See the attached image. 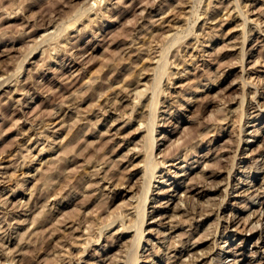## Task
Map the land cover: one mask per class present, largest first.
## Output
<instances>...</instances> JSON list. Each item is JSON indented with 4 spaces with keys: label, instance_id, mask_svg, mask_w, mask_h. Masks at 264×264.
Returning a JSON list of instances; mask_svg holds the SVG:
<instances>
[{
    "label": "rangeland",
    "instance_id": "obj_1",
    "mask_svg": "<svg viewBox=\"0 0 264 264\" xmlns=\"http://www.w3.org/2000/svg\"><path fill=\"white\" fill-rule=\"evenodd\" d=\"M260 211L264 0H0V264H264Z\"/></svg>",
    "mask_w": 264,
    "mask_h": 264
},
{
    "label": "bare ground",
    "instance_id": "obj_2",
    "mask_svg": "<svg viewBox=\"0 0 264 264\" xmlns=\"http://www.w3.org/2000/svg\"><path fill=\"white\" fill-rule=\"evenodd\" d=\"M109 1H110V0H109ZM234 1H235V0H234ZM92 7H93V6H92ZM113 9H114V8H113ZM240 9H241V8H240ZM237 10H238V9H237ZM217 11H218V10H217ZM235 11H236V10H235ZM84 12H85V11H84ZM242 12H243V11H242ZM215 13H216V12H215ZM83 14H84V13H83ZM80 15H81V14H80ZM82 16H83V15H82ZM240 16H241V15H240ZM245 16H246V15H245ZM245 16H244V17H245ZM244 17H243V18H244ZM80 21H81V19H80ZM244 22H245V21H244ZM244 22H243V23H244ZM248 22H249V20H248ZM256 25H257V24H256ZM194 27H195V26H194ZM190 28H191V27H190ZM190 28H189V29H190ZM253 28H254V27H253ZM66 29H67V28H66ZM189 29H188V30H189ZM62 31H65V30H62ZM58 33H61V32H58ZM188 33H190V32H188ZM48 36H49V35H48ZM174 36H175V35H174ZM44 37H47V36H44ZM44 37H43V38H44ZM187 37H188V36H187ZM51 38H52V37H51ZM190 38H191V37H190ZM44 39L47 40L48 38H44ZM171 39H173V38H171ZM46 40H45V41H46ZM244 40H245V39H244ZM47 41H48V40H47ZM169 41H171V40H169ZM173 42H174V41H173ZM176 43H177V42H176ZM244 43H245V42H244ZM35 45H36V44H35ZM35 45H34V46H35ZM47 45H48V44H47ZM170 45L172 46V44H170ZM37 46H39V44H38ZM35 47H36V46H35ZM81 50H82V49H81ZM165 50H166V49H165ZM200 52H201V51H200ZM29 53H30V52H29ZM163 53H164V51H163ZM163 53H160V54L163 55ZM166 54H167V53H166ZM28 55H29V54H28ZM167 55H168V54H167ZM83 56H84V55H83ZM243 56H244V55H243ZM24 57H25V56H24ZM164 57H165V56H164ZM164 57H162V59H163ZM166 57H167V56H166ZM26 59H27V57H26ZM76 59H77V58H76ZM159 59H161V58H159ZM162 59H161V60H162ZM26 61H27V60H26ZM165 61H166V60H165ZM165 61H164V60L162 61V62H163V65H164V62H165ZM159 62H160V61H159ZM20 63H21V62H20ZM20 63H19V64H20ZM158 65H159V64H158ZM165 65H166V64H165ZM20 66H21V65H20ZM20 66H18L17 69H19ZM23 66H24V65H23ZM23 66H22V67H23ZM160 66H161V65H160ZM165 67H166V66H165ZM159 68H160V67H159ZM22 69H23V68H22ZM22 69H21V70H22ZM162 69H163V67H162ZM162 69H161V71H162ZM155 71H156V70H155ZM163 71H164V70H163ZM159 72H160V70H159ZM164 72H166V71H164ZM157 74H158V73H157ZM169 75H170V74H169ZM163 76H164V74H163ZM156 77H157V75H156ZM168 77H169V76H168ZM161 81H162V80H161ZM169 83H170V81H169ZM259 84H260V83H259ZM160 85H161V83H160ZM255 86H256V85H255ZM152 87L154 88L153 85H152ZM156 87H157V86H156ZM149 89H152V88L150 87ZM123 90H124V89H123ZM156 90H157V89H156ZM257 92H258V91H257ZM139 93H140V92H138V94H139ZM153 94H154V93H153ZM139 95H141V94H139ZM142 95H144V93H143ZM142 95H141V96H142ZM157 95H158V94H157ZM145 96H146V95H144V97H145ZM168 96H169V95H168ZM159 97H160V96H159ZM246 97H247V96H246ZM256 97H257V96H256ZM244 98H245V97H244ZM244 98H243V99H244ZM154 99H155V98H154ZM243 99H242V100H243ZM137 101H138V100H137ZM149 102H150V101H149ZM151 102H152V100H151ZM242 102H243V101H242ZM242 102H241V103H242ZM252 102H255V101L252 100ZM256 102H257V100H256ZM132 103H134V102H132ZM208 103H210V102H208ZM259 103H260V102H259ZM243 104H244V103H243ZM134 105H135V104H134ZM155 105H156V103H155ZM158 105H159V104H158ZM206 105H208V104H206ZM250 105H251V104H250ZM255 105H256V103H255ZM147 106H148V105H147ZM148 107H149V106H148ZM248 107H249V106H248ZM139 108H140V107H139ZM149 108H150V107H149ZM260 109H261V108H260ZM154 110H155V109H154ZM136 111H137V110H136ZM149 111H150V110H149ZM155 111H156V110H155ZM261 111H262V110H261ZM132 113H133V112H132ZM247 113H248V112H247ZM251 113H252V112H251ZM148 114H149V113H148ZM151 114H152V113H151ZM153 114H154V113H153ZM155 114H156V113H155ZM149 115H150V114H149ZM131 116H132V115H131ZM149 117H150V116H149ZM155 117H156V115H155ZM147 118H148V116H147ZM148 120H149V119H148ZM154 121H155V120H154ZM221 121H222V120H221ZM221 121H220V122H221ZM224 121H225V120H224ZM146 122H147V121H146ZM147 123H148V122H147ZM152 123H153V122H152ZM164 123H165V122H164ZM167 123H168V122H167ZM150 124H151V122H150ZM222 124H223V123H222ZM147 125H148V124H147ZM153 125H154V123H153ZM148 126H149V125H148ZM239 126H240V124H239ZM146 127H147V126H146ZM146 127H145V129H146ZM151 129H152V127H151ZM153 129H155V128H153ZM153 129H152V130H153ZM146 130H147V129H146ZM147 131H148V130H147ZM155 131H156V130H155ZM220 131H221V130H220ZM148 132H149V131H148ZM148 132H147V133H148ZM153 133H154V132H153ZM147 135H148V134H147ZM153 135H154V134H153ZM153 135H152L151 137H153ZM257 135H258V134H257ZM146 137H147V136H146ZM151 137H150V138H151ZM155 137H156V136H155ZM148 138H149V136H148ZM148 138H146V139L148 140ZM164 139H166V137H165ZM164 139H163V140H164ZM147 140H146V142H147ZM151 140H152V138H151ZM143 142H144V141H143ZM148 142H149V141H148ZM148 142H147V143H148ZM150 142H151V141H150ZM156 143H157V139H156V140H153V141L149 144V150H148L147 152H148V159H149L150 162H151L150 159H151V157H152L153 151L155 150V144H156ZM145 145L148 146L146 143H145ZM156 147H158V146H156ZM144 148H145V147H144ZM143 150H144V149H143ZM146 150H147V149H145V154H146ZM142 153H143V152H142ZM193 154H194V153H193ZM235 155H236V154H235ZM177 156H178V155H177ZM149 157H150V158H149ZM157 157H158V156H157ZM205 157H206V156H205ZM153 158H154V157H153ZM187 158H188V157H187ZM206 158H207V157H206ZM143 159H145V155L143 156ZM146 159H147V158H146ZM156 160H157V159H156ZM200 160H201V159H200ZM149 161H147V162H149ZM147 162H146V163H147ZM150 162H149V164H150ZM143 163H144V162H143ZM157 163H158V162H157ZM188 163H189V162H188ZM233 163H234V162H233ZM154 164H155V163H153V165H154ZM231 164H232V163H231ZM144 165H145V163H144ZM145 166H146V165H145ZM154 166H155V165H154ZM157 166H158V164H157ZM161 166H162V165H161ZM254 166H256V165H254ZM144 168H145V167H144ZM154 168H155V167H154ZM185 168H186V167H185ZM189 168H190V167H189ZM194 168H195V167H194ZM231 168H232V167H231ZM150 169H151V168H150ZM180 169H181V168H180ZM183 169H184V168H183ZM152 170H153V168H152ZM181 170H182V169H181ZM146 171H147V170H146ZM155 171H156V170H155ZM253 171H254V170H253ZM145 173H148V171L145 172ZM243 173H244V172H243ZM168 174H169V173H168ZM145 175H146V174H145ZM145 175H144V176H145ZM149 175H150V174H148V176H149ZM146 176H147V175H146ZM146 176H145V177H146ZM150 176H151V175H150ZM182 176H183V175H182ZM145 177H143V179H145ZM152 177H153V176H152ZM148 178H149V177H148ZM153 178H154V177H153ZM153 178H152V179H153ZM141 179H142V178H141ZM146 179H147V178H146ZM146 179H145V180H146ZM204 179H205V178H204ZM128 180H130V179H128ZM192 180H193V179H192ZM146 181H147V180H146ZM146 181H144V182H146ZM148 181H150V180H148ZM162 182H163V181H162ZM193 183H194V182H193ZM191 184H192V183H191ZM198 184H199V183H198ZM141 185H143V184H141ZM147 185H149V184H147ZM249 186H250V185H249ZM143 187H144V186H142V188H143ZM145 187H146V186H145ZM149 187H151V186H149ZM178 187H179V185L176 186V188H178ZM105 189H106V188H105ZM129 190H130V189H129ZM149 191H150V190H149ZM176 191H177V190H176ZM129 192H130V191H129ZM142 192H144V191H142ZM166 192H167V191H166ZM166 192H165V193H166ZM147 193H148V192H147ZM163 194H164V193H163ZM146 195H147V194H145V196H144L143 199H142V200H144V202L141 200V201L143 202V204H141V205H143V206H140V207H143V213H142L143 217H142V219L140 218V217H141V212L138 211L140 214H136V216H137V215L140 216V217H139L140 220H139V222L137 223V224L139 225V227L137 226L136 222H135L134 224L132 223L133 225L136 224V229H137V227H138L139 230H141L140 232H139V230H138V233H139L141 236H138V237H137V236H134V238H136V240H137V239H138V240L141 239V240H140L141 242H142V240H143V234H144V232L142 231V227L144 226L146 216L148 215V214H147V211H146V204H147V202H148V199H147ZM147 196H148V195H147ZM258 196H259V195H258ZM255 197H257V196L255 195ZM113 198L115 199V198H118V197H116V195H115V197H113ZM114 199H113V200H114ZM138 199H139V198H138ZM253 200H254V199H253ZM150 202H151V201H150ZM135 206H136V205H135ZM138 212H137V213H138ZM262 212H263V211H260V216H261V217L264 216V212H263V213H262ZM123 217H124V216H123ZM123 217H122V219H123ZM233 217H234V216H233ZM233 217H232V218H233ZM250 217H251V216H250ZM115 218H118V217H115ZM162 218H163V217H162ZM125 219H126V218H125ZM260 219H261V218H259V220L257 221V223H261L262 219H261V220H260ZM118 220H119V219H118ZM137 220H138V219H137ZM141 220H142V221H141ZM233 220H234V218H233ZM233 220L231 221V223L234 222ZM132 221H133V220H132ZM115 222H117V220H116ZM121 222H123V220H122ZM108 224H109V223H108ZM110 224H111V226L113 225V224L111 223V221H110ZM232 224H233V223H232ZM122 225H123V223H122ZM127 225H128V224H127ZM133 225H131V226H133ZM256 225H257V224H256ZM258 226H259V225H258ZM262 226H263V225H262ZM105 227H106V226H105ZM256 227H257V226H256ZM256 227H255V228H256ZM122 228H123V226H122ZM129 228L132 229V227H126V228H123V230H122V229H121V230H122L123 233H126V232H127L126 230H130ZM133 228H135V227H133ZM218 228H219V227H218ZM251 228H252V227H251ZM227 229H228V228H227ZM256 229H258V227H257ZM107 230H108V229H107ZM251 230H252V229H251ZM254 230H255V229H254ZM125 231H126V232H125ZM237 232H238V231H237ZM85 234H86V233H85ZM136 234H137V233H136ZM137 235H138V234H137ZM227 235H228V234H227ZM139 237H140V238H139ZM141 237H142V238H141ZM118 238H119V237H118ZM117 240H118V239H117ZM132 240H133V239H132ZM88 241H89V240H88ZM118 241H119V240H118ZM90 242H92V241H90ZM116 242H117V241H116ZM262 242H263V241H262ZM87 243H89V242H87ZM108 243H109V242H108ZM130 243H132V242H130ZM137 243H138V242H137ZM115 244H116V243H115ZM140 244H141V243H140ZM112 245H113V243H112L110 246H112ZM139 246H140V245H139ZM107 247H109V246H107ZM137 247H138V245H137ZM181 247H182V246H181ZM216 247H217V246H216ZM132 250H133V249H132ZM135 250H136V249H135ZM175 250H176V249H175ZM126 252H127V250H126ZM133 252H135V251H133ZM158 252H159V251H158ZM95 253H96V252H95ZM133 254H135V253H133ZM235 255H236V254H235ZM128 256H129V255H128ZM131 256H132V254H131ZM150 256H151V255H150ZM181 256H182V255H181ZM242 256H243V255H242ZM103 258H104V257H103ZM174 259H175V258H174ZM219 259H220V258H219ZM105 260H106V259H105ZM129 260H130V259H129ZM224 260H225V259H224ZM139 261H140V259H139ZM235 261H236V260H235ZM127 262H128V261H127ZM131 262H132V261H131ZM123 263H124V262H123ZM123 263H122V264H123ZM132 263H135V260H134V262H132ZM132 263H131V264H132ZM238 263H239V260L236 261V263H234V264H238ZM124 264H125V263H124Z\"/></svg>",
    "mask_w": 264,
    "mask_h": 264
}]
</instances>
